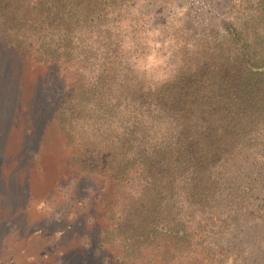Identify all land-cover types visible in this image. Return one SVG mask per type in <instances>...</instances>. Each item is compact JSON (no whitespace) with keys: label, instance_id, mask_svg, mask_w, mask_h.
<instances>
[{"label":"rangeland","instance_id":"374dc122","mask_svg":"<svg viewBox=\"0 0 264 264\" xmlns=\"http://www.w3.org/2000/svg\"><path fill=\"white\" fill-rule=\"evenodd\" d=\"M6 3L0 264H264V0Z\"/></svg>","mask_w":264,"mask_h":264},{"label":"trees","instance_id":"16d2710c","mask_svg":"<svg viewBox=\"0 0 264 264\" xmlns=\"http://www.w3.org/2000/svg\"><path fill=\"white\" fill-rule=\"evenodd\" d=\"M4 1H7V3H6V5L7 6H11L10 4H9V1L10 0H1V3H3ZM0 12H1V10H0ZM2 16H3V14H2ZM3 18H4V21H5V24L6 25H8L9 26V23H11V22H13L14 21V23L15 24H18V19L17 18H15L13 15H4L3 16ZM27 17H26V15H24V16H20V18H19V21H21V22H27L28 20L26 19ZM19 25H24L23 23H21V24H19ZM230 112V111H229ZM207 123L205 124V125H202L201 124V127L202 128H204V132H205V130H208L210 133H209V135H210V138L212 139L213 138V136H215L216 134H217V132H218V129H219V127H220V124L219 125H215V122H216V119H215V116L214 115H208V117H207ZM217 126V127H216ZM218 155V157H220L221 155L220 154H217ZM193 171V168H192V166H187L186 167V170H185V172L187 173V172H192Z\"/></svg>","mask_w":264,"mask_h":264}]
</instances>
